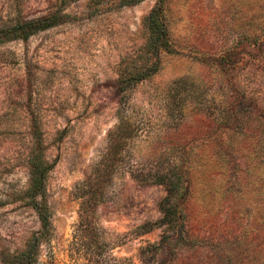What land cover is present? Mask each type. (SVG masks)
Returning a JSON list of instances; mask_svg holds the SVG:
<instances>
[{
	"label": "rangeland",
	"instance_id": "1",
	"mask_svg": "<svg viewBox=\"0 0 264 264\" xmlns=\"http://www.w3.org/2000/svg\"><path fill=\"white\" fill-rule=\"evenodd\" d=\"M157 5L0 0V264L40 228L38 146L57 264H152L167 191L136 175L182 165L187 226L169 264H264V0H163L171 47L153 53Z\"/></svg>",
	"mask_w": 264,
	"mask_h": 264
},
{
	"label": "trees",
	"instance_id": "2",
	"mask_svg": "<svg viewBox=\"0 0 264 264\" xmlns=\"http://www.w3.org/2000/svg\"><path fill=\"white\" fill-rule=\"evenodd\" d=\"M141 1L142 0H121V4L132 5ZM162 10L163 0H158V5L150 12L147 17V24L150 29V39L148 41L147 47L153 51V53H157L160 48H166L170 50L171 47L168 30L165 22L162 20ZM39 22H41V20L20 25L16 27V31L23 32L25 30H37L36 24ZM55 24L56 22H51L45 27H51ZM150 72L151 71L149 70L148 72L143 73L145 74L142 75L144 77H140L138 80L147 77L151 74ZM135 76L136 75H134L132 78L137 80V77ZM113 145L114 144L112 141L111 147H113ZM110 162L112 161H105L103 164H105L106 168L105 166H99L96 169V177L90 176L88 179V185L90 188H92V195L88 198V200H86V202H84L83 207L87 206L88 209H94L98 204L97 199L101 195L99 193L101 185L104 181V178L112 170V165H114V162ZM48 170L49 165L45 160L42 147L38 146L32 153L31 183L29 186V193L33 199L32 204L40 221V228L32 234L23 250L16 251L9 255L6 261L11 264H57L54 248L52 246V239L54 236L51 216L52 214L46 201V177ZM144 176L145 174L143 173L136 175V180L138 183L161 184L165 186L167 191V195L162 200L160 207L164 212V217L162 219V221L165 222L164 231L168 233V235L165 236L164 234L158 244L150 245L148 249L152 264H169L175 253V249L171 244L175 242H182L183 237L177 236V233L179 232L180 228L187 226L185 216L182 212L180 213V211L186 201V193L188 192L186 185H188V179L184 174L183 165L177 166L174 171L156 174L151 178ZM170 238H173V241L169 242L168 239ZM45 246H48L49 248L45 250Z\"/></svg>",
	"mask_w": 264,
	"mask_h": 264
}]
</instances>
